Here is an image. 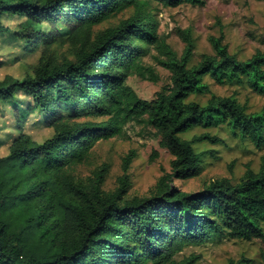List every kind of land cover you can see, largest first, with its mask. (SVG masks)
Here are the masks:
<instances>
[{"label": "trees", "instance_id": "trees-1", "mask_svg": "<svg viewBox=\"0 0 264 264\" xmlns=\"http://www.w3.org/2000/svg\"><path fill=\"white\" fill-rule=\"evenodd\" d=\"M152 1L176 8L201 0H0V32L4 16L63 24L74 60L41 58L33 75L22 81H0V101L12 102L19 91L33 99L46 118L51 138L37 143L21 133L0 157V264H196L200 256L181 262L187 247L214 238L264 240V156L255 172L250 165L238 183L211 180L203 189L185 192L173 179L200 177L203 157L196 143H221L208 133L182 138L196 128L226 126L242 141L264 148V110L248 113L232 97L211 95L205 105L191 102L196 94H210L204 79L219 84L246 78L256 92H264V50L242 62L222 39H213L215 55H204L189 67L192 42L181 57L159 36L158 22L145 11ZM132 8L133 14L97 35L94 28ZM47 46L52 44L46 40ZM165 57L172 84L151 100L141 99L127 84L133 73L157 81L142 65L145 48ZM107 118L78 122L81 118ZM130 121H142L156 131L160 146L173 157L171 174L164 175L149 197L125 200L128 171L137 153L123 158L124 176L111 193L102 190L108 169L95 172L86 184L71 170L87 161L101 140L121 136ZM214 156L213 151L208 152ZM158 156L155 152L153 157ZM155 159V158H152ZM233 172L232 166L229 168ZM264 264V252L261 253ZM228 264H252L231 259Z\"/></svg>", "mask_w": 264, "mask_h": 264}, {"label": "rangeland", "instance_id": "rangeland-1", "mask_svg": "<svg viewBox=\"0 0 264 264\" xmlns=\"http://www.w3.org/2000/svg\"><path fill=\"white\" fill-rule=\"evenodd\" d=\"M145 11L158 22L159 36L181 57L187 47V39L192 42L193 55L189 67L198 64L204 55H215L213 39H222L229 51L242 62H246L258 51L264 50V0H201V3H184L176 8L164 7L147 1ZM132 8L94 28V34L116 26L122 19L133 14ZM2 24L8 32H0V81L12 77L22 81L33 75L34 66L41 58L52 57L59 62L74 60L71 47L66 42L70 31L61 23L52 25L39 20L31 26L25 16H4ZM51 40L50 47L47 41ZM145 48L142 65L153 71L157 81L133 73L127 84L143 100H153L159 92H167L172 84V73L161 61L165 57L155 47L138 42ZM204 83L210 94H196L191 102L205 105L211 95L232 97L245 106L248 113L264 110V92H256L246 78L232 83L219 84L210 76ZM33 99L25 92L19 91L12 102L0 101V157L9 154L12 142L26 133L37 143H43L53 135V130L46 124L45 116L34 109ZM107 118H81L78 122H101ZM217 136L222 140L218 144L208 142L194 145L197 153L207 154L203 157L205 171L194 179H173V186L185 192H196L211 180L228 178L234 184L246 172V166L258 172L264 148L259 150L250 141H242L226 126L203 129L196 128L182 135L186 140L202 134ZM137 153L130 165L128 176L130 187L125 200L134 197H149L156 192L159 180L171 174L172 155L160 146L156 131L142 121H130L124 126L121 136L108 141H99L91 150L86 162L71 170L77 183L86 184L94 177L96 171L103 167L108 169L102 190L106 193L120 187V178L124 176L123 158L131 151ZM209 151L215 153L209 155ZM155 152L158 156L153 157ZM155 158V159H152ZM232 166L233 172L229 168ZM264 252V240H236L214 238L202 246L187 247L176 256L181 262L192 255L200 256L196 264H228L231 259L252 260V264H263L261 253Z\"/></svg>", "mask_w": 264, "mask_h": 264}]
</instances>
